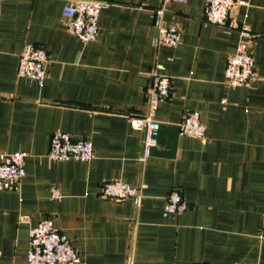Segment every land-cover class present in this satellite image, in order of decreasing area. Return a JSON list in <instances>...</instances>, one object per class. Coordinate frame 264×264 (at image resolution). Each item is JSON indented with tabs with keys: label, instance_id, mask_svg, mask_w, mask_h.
Listing matches in <instances>:
<instances>
[{
	"label": "crops",
	"instance_id": "1",
	"mask_svg": "<svg viewBox=\"0 0 264 264\" xmlns=\"http://www.w3.org/2000/svg\"><path fill=\"white\" fill-rule=\"evenodd\" d=\"M66 1L0 0V162L27 153L19 188L0 192V264H26L29 232L45 218L78 264H264V0H241L224 27L205 23V0H96L110 4L87 44L64 28ZM159 7L163 24L181 31L176 47L156 46ZM242 25L255 35L250 89L224 82ZM26 43L51 57L41 85L17 76ZM156 65L170 94L156 111L157 146L142 160L144 135L128 117L146 112ZM186 112L199 114L205 141L179 135ZM56 132L90 140L94 158H48ZM103 179L139 187L140 207L101 197ZM173 189L188 208L164 215Z\"/></svg>",
	"mask_w": 264,
	"mask_h": 264
},
{
	"label": "built area",
	"instance_id": "2",
	"mask_svg": "<svg viewBox=\"0 0 264 264\" xmlns=\"http://www.w3.org/2000/svg\"><path fill=\"white\" fill-rule=\"evenodd\" d=\"M163 3H185L187 0H162ZM106 1L68 0L64 3L61 16L65 30L80 42L94 43L99 36L98 18L100 13L109 7ZM241 0H205L203 19L205 23L226 26L231 12L236 5H243ZM163 8L153 10L156 46L176 47L180 43L181 31L174 25L165 26L162 22ZM240 40L235 52L225 66L224 82L232 88H252L257 80L254 61L249 52L250 43L255 35L242 25ZM52 60L47 50L40 45L26 43L18 56L16 73L19 78L29 79L41 85ZM163 67L156 65L150 73V87L147 91V110L142 115L128 117L129 126L143 133L142 160L148 158L157 146V134L160 129L155 119L158 105L167 100L170 94L171 80L162 74ZM181 136H191L200 141L206 140V128L197 112H186L178 124ZM48 158L56 162H87L94 158L92 143L88 139L74 140L68 134L56 132L53 134ZM27 153L13 152L1 156L0 162V192L17 190L25 176ZM53 200L61 199L57 187L49 191ZM100 195L107 200L122 201L133 199L135 206L140 207L141 189L133 187L120 180L101 181ZM188 208L182 193L173 189L167 196L163 214L181 215ZM27 216L20 217V222H26ZM79 254L72 247L67 237L54 227L53 220L41 219L29 232V249L26 254V264H78Z\"/></svg>",
	"mask_w": 264,
	"mask_h": 264
},
{
	"label": "trees",
	"instance_id": "3",
	"mask_svg": "<svg viewBox=\"0 0 264 264\" xmlns=\"http://www.w3.org/2000/svg\"><path fill=\"white\" fill-rule=\"evenodd\" d=\"M40 46H42V45H40ZM44 47V46H43ZM45 48V47H44ZM46 49V48H45ZM36 83V82H35ZM206 137H207V135H206ZM207 139V138H206Z\"/></svg>",
	"mask_w": 264,
	"mask_h": 264
}]
</instances>
